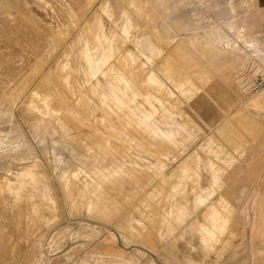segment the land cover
Listing matches in <instances>:
<instances>
[{
    "label": "rangeland",
    "instance_id": "1",
    "mask_svg": "<svg viewBox=\"0 0 264 264\" xmlns=\"http://www.w3.org/2000/svg\"><path fill=\"white\" fill-rule=\"evenodd\" d=\"M0 264H264V1L0 0Z\"/></svg>",
    "mask_w": 264,
    "mask_h": 264
},
{
    "label": "bare ground",
    "instance_id": "2",
    "mask_svg": "<svg viewBox=\"0 0 264 264\" xmlns=\"http://www.w3.org/2000/svg\"><path fill=\"white\" fill-rule=\"evenodd\" d=\"M103 32V31H102ZM98 42V41H97ZM90 46V45H88ZM88 52V51H87ZM95 55V54H94ZM86 58L89 60V63L92 64L94 62V57H92L90 54H86Z\"/></svg>",
    "mask_w": 264,
    "mask_h": 264
},
{
    "label": "crops",
    "instance_id": "3",
    "mask_svg": "<svg viewBox=\"0 0 264 264\" xmlns=\"http://www.w3.org/2000/svg\"><path fill=\"white\" fill-rule=\"evenodd\" d=\"M264 1V0H263ZM245 26V24L243 26H241L242 28ZM250 42L254 43L253 41L249 40ZM255 44V47L257 48L258 44L257 43H254Z\"/></svg>",
    "mask_w": 264,
    "mask_h": 264
}]
</instances>
